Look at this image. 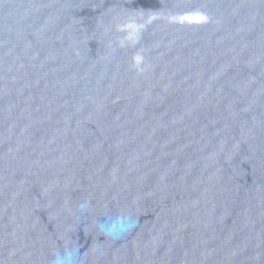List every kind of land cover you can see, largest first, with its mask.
<instances>
[{"label":"water","instance_id":"obj_1","mask_svg":"<svg viewBox=\"0 0 264 264\" xmlns=\"http://www.w3.org/2000/svg\"><path fill=\"white\" fill-rule=\"evenodd\" d=\"M0 264H264V0H0Z\"/></svg>","mask_w":264,"mask_h":264}]
</instances>
